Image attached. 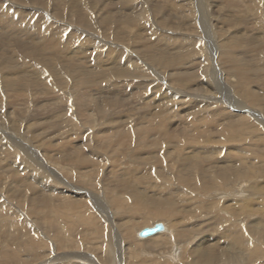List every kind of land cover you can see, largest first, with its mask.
<instances>
[{"label": "rangeland", "instance_id": "1", "mask_svg": "<svg viewBox=\"0 0 264 264\" xmlns=\"http://www.w3.org/2000/svg\"><path fill=\"white\" fill-rule=\"evenodd\" d=\"M179 1L180 0H16V3L13 4V0H0V10H5L3 14L5 16L9 14L12 16L16 15L20 20L18 26L16 22L11 21L10 16H6L4 19L8 20L14 27L6 28L0 26V68H2L0 69V81H3L2 83L0 82V143H2L0 144V210L2 211H0V264H18V262L19 264H23L24 262V264H75L77 262V264H199L200 261L197 255L202 251L208 252L210 250L211 253L213 252V254H217L216 256L220 258L219 260H223L220 261L219 264H243L244 261H246L244 264H264V0ZM22 2L25 4L27 2L28 4L25 5ZM40 6H42V8ZM192 9H194V11H192ZM20 10L24 13L21 14ZM39 10H43L42 13L44 15L33 14ZM44 10L49 12L52 18L49 17ZM185 11H188L189 13ZM63 13L65 15H63ZM124 13L126 16H124ZM41 18H43V20H41ZM44 18L48 19L45 21ZM59 18H62L63 20H60ZM66 19H69V21ZM155 19L160 23H155L157 22ZM38 20L41 21L42 27L40 29L41 31L38 32L39 34L33 33L29 37L24 36L21 32L23 27H26L28 24L32 26L34 25L32 23L36 24ZM137 22H139V25ZM63 23L69 25H64ZM88 30H91L93 34ZM119 30L122 31L120 32ZM158 30L160 33H157ZM151 34L152 36H150ZM37 35H40V37ZM168 35H171V37ZM89 36L90 38H88ZM236 36L239 38H235ZM99 37H101L102 40ZM150 38L153 39L151 40ZM172 40H178L179 42H173ZM49 41L50 43H53L50 44ZM80 41L84 44L80 43ZM199 41L202 43L200 44ZM133 44L136 46H133ZM197 44L199 45L197 46ZM131 46L133 47V52L131 51ZM102 47H104V49ZM95 48L96 50H94ZM185 49L187 51H185ZM140 50L142 52L139 53ZM195 51L197 53H195ZM167 52L171 53L168 54ZM226 52H229L230 54ZM160 53H162L161 55L163 57ZM202 54L205 57L202 56ZM167 55L170 56L167 57ZM156 56H159V59ZM194 58H196V60H194ZM144 60L146 61L144 62ZM168 60L171 61L169 62ZM177 60L179 61L177 62ZM123 61L125 64L122 63ZM176 62L177 64H175ZM159 63L161 66L158 65ZM123 64L125 68H123ZM135 64L138 66L134 67ZM129 66L131 69L128 68ZM170 66L172 67L170 68ZM39 68L41 69L39 70ZM3 70L4 72H2ZM128 70L129 72H127ZM167 70L169 75H173V73L175 75L178 73V75L176 74L177 76L175 75L177 78L172 76L168 77ZM5 72L6 76H4ZM128 74L131 76H128ZM221 75H223V77ZM229 75L230 77H227ZM187 77L189 79H187ZM193 78L197 79L193 80ZM49 79L51 80V83H49ZM175 79H178V81ZM187 80H190V82L188 83ZM4 81L7 82V84ZM65 81L67 82L65 83ZM186 82L187 84H185ZM242 83L247 85L243 84V86ZM11 84L14 91L11 89ZM206 84H208V86ZM55 85L57 87H54ZM185 85L187 88H185ZM171 88H173V90ZM181 88H183L184 91L183 89L181 91ZM207 89L209 90L207 91ZM246 90L249 92H246ZM250 90L253 92H250ZM181 92L186 93L185 96L183 94V98L181 97ZM165 100L167 101V104H164L166 103ZM210 100L213 101L214 104L219 105H212L213 103L210 102ZM204 103H209L210 105H205ZM164 105L165 108L163 107ZM167 105H169V107H166ZM13 106H16V113ZM18 107H20V112L21 110H24L23 114L25 116L21 115L22 112H19L18 114ZM119 107H123V109H119ZM74 109L77 110V112ZM190 109H193L194 111ZM237 109L241 111L239 112ZM117 110L118 112H121L117 113ZM203 110L208 111V113ZM226 110L227 112H225ZM27 111L29 112L27 113ZM213 111H215L216 114L218 113V116L213 113ZM71 112L73 115L69 114ZM111 114H113V116ZM201 114L203 115L201 116ZM18 115L21 116L19 117ZM12 116H14L13 119ZM139 116L141 118H139ZM78 118L80 120H78ZM212 118L213 120H211ZM50 119L52 120L50 121ZM47 120L50 121V125L47 123ZM20 121L22 122V125ZM223 121L226 126L223 125ZM46 123L49 125V128L45 125ZM29 124L33 125V127H30ZM221 126H223V128ZM240 126L241 128H239ZM90 127L91 129H94L91 130ZM225 127H227L228 131ZM28 128L30 129L28 130ZM24 130L28 132H25ZM17 131L18 133L16 134ZM100 131H102L103 134ZM23 133H28L30 136L28 134L25 136ZM94 133H97L98 135H95ZM244 133L246 136L248 135L247 137H251L247 138ZM142 134L143 136H141ZM145 136L147 138H145ZM1 137H5L3 138L4 140ZM7 137L9 139H7ZM144 138L147 141H145ZM8 140L9 142H7ZM168 141L170 142L168 143ZM13 144L15 145L13 146ZM13 147L14 149H12ZM203 151H205V153ZM8 152L11 153L9 154ZM146 154L148 156H146ZM230 154L232 157L228 156ZM18 160L20 161L19 163ZM49 161L51 163L50 166ZM84 162L86 163V166ZM219 163L221 165H219ZM213 164L215 166H213ZM91 165H93V167ZM38 167L41 170H39ZM131 167L133 168V172L131 171ZM128 169L130 170L128 171ZM156 169L158 170L156 171ZM232 171L234 172L231 175ZM147 173L153 174L148 175ZM56 175H58V178ZM86 176L88 178H86ZM124 176L127 178H124ZM213 176H215V178ZM43 178L49 180L47 185L45 183V185L42 184ZM54 179L56 180L54 181ZM125 181L127 182L125 183ZM116 183L118 184L116 185ZM130 183H132V186ZM51 184L53 190H49L47 187H50ZM221 185L222 187L223 185L225 187L222 189ZM10 187L12 188L10 189ZM41 187H43V189ZM132 188H134L135 191ZM218 188H221L222 192L219 191ZM48 191L50 194H48ZM54 192L57 194L55 195ZM137 192H142L148 197H150L149 195L154 196L153 198L163 205H169L166 206L173 209L172 211L176 212L179 216L178 227L182 229V232L180 231V233L183 235V242H185V248L182 247L179 251V259L177 258V260H175L163 255V257L160 258L161 255L158 256L154 253L153 255L148 254L147 250L153 248L152 246L154 242L152 243V238L148 239L149 241H138V239L141 238L138 237L137 239L135 231L141 229V226L144 227L159 220L164 222H168V220L166 221L165 218L157 219L154 212H151V209L143 210L141 203H144L143 206L147 203L145 200L141 203L137 200L134 201ZM66 194L70 199L73 197L71 201L70 199L68 200ZM125 194L128 195L127 199H125ZM46 196L47 198L49 197V199H46ZM210 196L212 197L210 198ZM106 197L110 198V200ZM184 197L189 198L187 199ZM65 202H69L71 206L67 205ZM72 203H74V206ZM80 203L84 206H80ZM86 204L90 207H87ZM175 204L176 206H174ZM92 205L95 207L97 205V207L94 208ZM128 205L130 207H128ZM83 207L85 208L84 211ZM29 208L30 211H28ZM89 209L90 211H88ZM127 209H129V211ZM135 209L136 211L138 210L140 214L137 213ZM32 210H35L36 213ZM70 210H74L77 215L79 214V217L77 216V218L76 214H73L74 211L71 213L72 211L70 212ZM76 211L80 212L77 213ZM86 211L88 212L86 213ZM124 211H128L129 213H125ZM47 214L50 215L51 220ZM69 214H73L74 218L72 219V216L70 218ZM143 214H145V216ZM115 215L116 217H114ZM97 217L99 218L98 220ZM60 219L64 222L66 220L67 225L70 226L71 229L66 223H61L63 221ZM80 219L85 220L86 222L83 221L85 223H80ZM88 219H90V221L93 220V223L87 221ZM122 219L125 221L123 222ZM211 219L212 221H210ZM73 220L77 225L74 223L71 224ZM106 221L107 223H105ZM119 221H122V223H120L121 225H119ZM42 222L46 224H42ZM114 222H116V224ZM104 223L106 225H104ZM122 224H124V226ZM48 225H50V227ZM103 226H105V228ZM129 226L134 237H132L131 234L128 236L129 239H125L123 238L125 237L123 231ZM62 227H64L63 230ZM73 229L74 231L72 232L71 230ZM75 229L78 231L76 232ZM64 230L65 232H61ZM87 235L90 236L87 237ZM166 236L163 235L162 238H165ZM16 237L20 239V242H18L19 239ZM80 237L81 239H78ZM83 238L84 240H82ZM156 238L157 237L154 239ZM239 238L243 239V241L236 243L235 240ZM12 240L16 241L14 245H12ZM63 240H65L68 246L64 244L65 242ZM159 240L160 239L157 241ZM27 241H30L31 243L33 242L35 247L33 244L30 245L31 243ZM246 241L249 243L243 244V242ZM62 242L64 245H62ZM145 242L147 246L145 245ZM23 243H26L24 247L27 250H25L24 247V249L22 248ZM72 243L75 246H73ZM86 244L90 246L86 247ZM141 246L143 248H141ZM138 248H140V250H138ZM81 251H87V254L86 252L82 253ZM122 251H125L126 253L123 254ZM221 251H223V253ZM14 252H16V254ZM143 252L144 254H142ZM147 255H149V257L152 256L153 258L151 257V259L155 261H151ZM102 256L104 259L101 258ZM130 256H132V258ZM237 256H239V258ZM28 257L29 259H27ZM25 258L27 261H25ZM248 259L250 260L248 261ZM28 260H31L32 262Z\"/></svg>", "mask_w": 264, "mask_h": 264}, {"label": "bare ground", "instance_id": "2", "mask_svg": "<svg viewBox=\"0 0 264 264\" xmlns=\"http://www.w3.org/2000/svg\"><path fill=\"white\" fill-rule=\"evenodd\" d=\"M14 2H13V4L14 3H16V0H13ZM39 1V0H38ZM58 1V0H57ZM181 1V0H180ZM179 1V2H180ZM205 1V0H204ZM85 2V1H84ZM83 2V3H84ZM88 2V1H87ZM22 3H24V2H22ZM50 3V2H49ZM82 3V4H83ZM98 3V2H97ZM134 3V2H133ZM25 4V3H24ZM26 4H28L27 2H26ZM25 4V5H26ZM101 4V3H100ZM168 4V3H167ZM19 5H21V4H19ZM30 5V4H29ZM155 5V4H154ZM184 5V4H183ZM14 6V5H13ZM18 6V5H17ZM135 6V5H134ZM177 6V5H176ZM15 7V6H14ZM41 8H42V6H40ZM39 7V8H40ZM88 7V6H87ZM97 7V6H96ZM147 7H148V5H147ZM164 7V6H163ZM178 7V6H177ZM3 8V7H2ZM8 8V7H7ZM135 8V7H134ZM167 8V7H166ZM180 8H183V7H180ZM10 9V8H9ZM6 10H8V9H6ZM33 10V9H32ZM35 10V9H34ZM36 10H38V9H36ZM62 10V9H61ZM130 10V9H129ZM145 10V9H144ZM5 10L3 9V10H0V26H4V27H6V28H8V27H14L12 24H10L9 23V21L8 20H6V19H4L6 16H10V19H11V21L12 22H16L17 23V25L18 24H20V20H19V18L16 16V15H14V16H12L11 14H9V15H4L3 14V12H4ZM25 11V10H24ZM28 11V10H27ZM42 11L43 10H39V11H36L35 13H33V14H41V15H44L43 13H42ZM143 11V10H142ZM191 11V10H190ZM192 11H194V9H192ZM262 11V10H261ZM14 12V11H13ZM26 12V11H25ZM34 12V11H33ZM44 12L45 13H47V15H49V17H51L52 18V16L50 15V13L49 12H47V11H45L44 10ZM91 12V11H90ZM93 12V11H92ZM103 12H104V10H103ZM130 12H132V11H130ZM138 12V11H137ZM146 12V11H145ZM184 12V11H183ZM185 12H187V13H189L188 11H185ZM15 13V12H14ZM20 13L22 14V13H24V12H22V10H20ZM55 13V12H54ZM181 13V12H180ZM261 13V12H260ZM94 14V13H93ZM100 14V13H99ZM104 14V13H103ZM130 14V13H129ZM138 14V13H137ZM183 14V13H182ZM203 14V13H202ZM254 14V13H253ZM20 15V14H19ZM63 15H65L64 13H63ZM101 15V14H100ZM106 15H109V14H106ZM142 15V14H141ZM184 15V14H183ZM30 16V15H29ZM87 16H89V15H87ZM124 16H126L125 15V13H124ZM20 17V16H19ZM39 17V16H38ZM64 17V16H63ZM103 17V16H102ZM115 17V16H114ZM132 17V16H131ZM130 17V18H131ZM145 17V16H144ZM192 17V16H191ZM146 18V17H145ZM190 18V17H189ZM21 19V18H20ZM45 19V21L48 19V18H44ZM55 19V18H54ZM53 19V20H54ZM60 19V18H59ZM62 19V18H61ZM60 19V20H61ZM90 19H91V17H90ZM95 19V18H94ZM104 19H105V17H104ZM111 19V18H110ZM136 19H138V18H136ZM41 20H43V18H41ZM63 20V19H62ZM66 20H68L69 21V19H66ZM206 20V19H205ZM23 21H25V20H23ZM92 21V20H91ZM130 21V20H129ZM133 21V20H132ZM143 21V20H142ZM148 21H150V20H148ZM155 21H157V22H155V23H158L159 21L158 20H156L155 19ZM189 21V20H188ZM36 22V21H35ZM66 22V21H65ZM123 22V21H122ZM131 22V21H130ZM152 22H154V21H152ZM190 22V21H189ZM189 22H188V24H189ZM193 22V21H192ZM46 23V22H45ZM44 23V24H45ZM145 23V22H144ZM160 23V22H159ZM210 23V22H209ZM27 24V23H26ZM32 24H34V25H27L26 27H23V29L21 30V32L24 34V36H30V35H32L33 33H38L39 31H41L40 29L42 28L41 27V21L40 20H38L37 21V23L35 24V23H32ZM43 24V25H44ZM49 24V23H48ZM64 24V23H63ZM90 24V23H89ZM136 24V23H135ZM137 24L139 25V22H137ZM153 24V23H152ZM194 24V23H193ZM22 25V24H21ZM64 25H69V24H64ZM81 25V24H80ZM158 25V24H157ZM160 25V24H159ZM185 25V24H184ZM195 25V24H194ZM19 26V25H18ZM46 26V25H45ZM56 26V25H55ZM60 26V25H59ZM123 26V25H122ZM121 26V27H122ZM148 26H150V25H148ZM161 26V25H160ZM165 26H166V24H165ZM207 26V25H206ZM21 27V26H20ZM50 27H51V25H50ZM54 27V26H53ZM52 27V28H53ZM194 27V26H193ZM262 27V26H261ZM61 28V27H60ZM66 28V27H65ZM70 28H71V26H70ZM123 28V27H122ZM155 28V27H154ZM163 28V27H162ZM172 28V27H171ZM58 29V28H57ZM64 29V28H63ZM109 29V28H108ZM161 29V28H160ZM166 29V28H165ZM191 29V28H190ZM202 29V28H201ZM4 30V29H3ZM46 30V29H45ZM51 30V29H50ZM60 30V29H59ZM66 30V29H65ZM76 30V29H75ZM80 30V29H79ZM83 30V29H82ZM170 30V29H169ZM173 30V29H172ZM203 30V29H202ZM56 32H58L57 30H55ZM64 31V30H63ZM89 31V30H88ZM112 31V30H111ZM117 31V30H116ZM120 31V30H119ZM119 31H118V33H119ZM122 31V30H121ZM120 31V32H121ZM128 31V30H127ZM151 31H152V29H151ZM150 31V32H151ZM161 31H163V30H161ZM182 31V30H181ZM190 31V30H189ZM188 31V32H189ZM192 31V30H191ZM208 31V30H207ZM11 32H12V30H11ZM20 32V33H21ZM52 32V31H51ZM81 32H83V31H81ZM85 32V31H84ZM89 32H91V30L89 31ZM88 32V33H89ZM106 32H107V30H106ZM125 32V31H124ZM156 32V31H155ZM171 32V31H170ZM202 32V31H201ZM260 32V31H259ZM55 33V32H54ZM85 33H87V32H85ZM92 33V32H91ZM90 33V34H91ZM116 33V32H115ZM152 33V32H151ZM157 33H160V31L158 30V32ZM192 33V32H191ZM209 33V32H208ZM262 33V32H261ZM39 34V33H38ZM41 34V33H40ZM58 34V33H57ZM71 34V33H70ZM73 34V33H72ZM93 34V33H92ZM91 34V35H92ZM153 34V33H152ZM152 34L150 35V36H152ZM167 34V33H166ZM187 34H189V33H187ZM200 34V33H199ZM213 34V33H212ZM260 34V33H259ZM263 34V33H262ZM42 35V34H41ZM47 35V34H46ZM46 35H43V36H46ZM90 35V36H91ZM105 35V34H104ZM156 35V34H155ZM154 35V36H155ZM164 35H165V33H164ZM164 35H163V38H164ZM173 35V34H172ZM37 36H39L40 37V35H37ZM73 36V35H72ZM86 36V35H85ZM90 36L88 37V38H90ZM118 36V35H117ZM127 36H129V35H127ZM153 36V37H154ZM161 36V35H160ZM159 36V37H160ZM167 36V35H166ZM169 36V35H168ZM177 36V35H176ZM179 36V35H178ZM70 37V36H69ZM98 37V36H97ZM102 37V36H101ZM101 37H99L101 40H102V38ZM105 37H106V35H105ZM156 37V36H155ZM169 37H171V35L169 36ZM169 37H168V39H169ZM181 37V36H180ZM183 37V36H182ZM238 36H236L235 38H237ZM95 38V37H94ZM196 38V37H195ZM210 38V37H209ZM208 38V39H209ZM239 38V37H238ZM241 38V37H240ZM37 39V38H36ZM45 39V38H44ZM74 39V38H73ZM79 39V38H78ZM96 39V38H95ZM94 39V40H95ZM134 39H135V37H134ZM137 39V38H136ZM151 39V38H150ZM153 39V38H152ZM151 39V40H152ZM166 39H167V37H166ZM176 39H178V38H176ZM189 39V38H188ZM214 39V38H213ZM46 40V39H45ZM48 40V39H47ZM56 40V39H55ZM60 40V39H59ZM82 40V39H81ZM133 40V39H132ZM159 40V39H158ZM200 40V39H199ZM231 40V39H230ZM236 40V39H235ZM103 41H104V39H103ZM113 41V40H112ZM111 41V42H112ZM171 41V40H170ZM173 42H175L176 40H172ZM178 41V40H177ZM176 41V42H177ZM180 41H182V40H180ZM184 41V40H183ZM187 41H189V40H187ZM203 41V40H202ZM222 41V40H221ZM237 41V40H236ZM52 42V41H51ZM64 42V41H63ZM67 42V41H66ZM95 42V41H94ZM96 42H98V41H96ZM101 42V41H100ZM106 42V41H105ZM117 42V41H116ZM128 42V41H127ZM134 42H135V40H134ZM137 42V41H136ZM160 42V41H159ZM161 42H162V40H161ZM179 42V41H178ZM190 42V41H189ZM195 42V41H194ZM200 42V41H199ZM198 42V43H199ZM226 42V41H225ZM224 42V43H225ZM227 42H228V40H227ZM226 42V43H227ZM48 43V42H47ZM49 43H50V41H49ZM53 43V42H52ZM52 43H50V44H52ZM61 43H62V41H61ZM79 43V42H78ZM80 43H82L81 41H80ZM138 43V42H137ZM187 43V42H186ZM202 42H200V44H201ZM240 43V42H239ZM7 44V43H6ZM55 44V43H54ZM64 44V43H63ZM72 44V43H71ZM82 44H84V43H82ZM96 44V43H95ZM100 44V43H99ZM167 44V43H166ZM175 44V43H174ZM179 44V43H178ZM68 45H70V44H68ZM76 45V44H75ZM80 45V44H79ZM120 45V44H119ZM127 45V44H126ZM132 45V44H131ZM177 45V44H176ZM187 45H189V44H187ZM199 44H197V46H198ZM209 45V44H208ZM214 45V44H213ZM216 45V44H215ZM226 45V44H225ZM229 45H231V44H229ZM51 46V45H50ZM53 46V45H52ZM133 46H136V45H134L133 44ZM181 46V45H180ZM180 46H178V47H180ZM202 46V45H201ZM205 46H207V45H205ZM223 46V45H222ZM228 46V45H227ZM62 47V46H61ZM71 47V46H70ZM98 47V46H97ZM96 47V48H97ZM132 47V46H131ZM140 47H142V46H140ZM152 47V46H151ZM175 47V46H174ZM177 47V48H178ZM184 47H185V45H184ZM203 47H204V45H203ZM229 47V46H228ZM235 47V46H234ZM53 48V47H52ZM55 48V47H54ZM75 48H77V47H75ZM96 48L94 49V50H96ZM103 49H104V47H102ZM130 48V47H129ZM135 48H137V47H135ZM144 48V47H143ZM168 48V47H167ZM173 48V47H172ZM191 48V47H190ZM207 48V47H206ZM50 49V48H49ZM58 49H59V47H58ZM64 49V48H63ZM79 49V48H78ZM98 49V48H97ZM128 49V48H127ZM142 49V48H141ZM145 49V48H144ZM143 49V50H144ZM169 49H171V48H169ZM189 49V48H188ZM211 49V48H210ZM74 50V49H73ZM85 50V49H84ZM99 50V49H98ZM182 50V49H181ZM228 50V49H227ZM233 50V49H232ZM56 51V50H55ZM61 51V50H60ZM64 51V50H63ZM76 51V50H75ZM100 51V50H99ZM98 51V52H99ZM117 51V50H116ZM132 52H133V47H132V50H131ZM136 51V50H135ZM134 51V52H135ZM167 51H168V49H167ZM179 51H180V49H179ZM185 51H187L186 49H185ZM217 51V50H216ZM260 51V50H259ZM70 52V51H69ZM97 52V51H96ZM124 52V51H123ZM138 52V51H137ZM140 52H142L141 50L139 51V53ZM189 52V51H188ZM194 52V51H193ZM212 52H213V50H212ZM80 53H81V51H80ZM84 53V52H83ZM94 53V52H93ZM119 53V52H118ZM136 53V52H135ZM134 53V54H135ZM166 53V52H165ZM168 53V52H167ZM169 53H171V52H169ZM168 53V54H169ZM180 53V52H179ZM182 53H183V51H182ZM187 53V52H186ZM195 53H197L196 51H195ZM220 53V52H219ZM226 53H229V52H226ZM75 54V53H74ZM133 54V53H132ZM162 53H160V55H161ZM178 54V53H177ZM230 54V53H229ZM99 55V54H98ZM121 55H122V53H121ZM188 55V54H187ZM195 55H197V54H195ZM199 55V54H198ZM219 55V54H218ZM72 56V55H71ZM76 56V55H75ZM78 56V55H77ZM154 56V55H153ZM162 56V55H161ZM161 56H160V58H161ZM168 56H170V55H167V57ZM189 56V55H188ZM202 56H204L203 54H202ZM210 56V55H209ZM64 57H65V54H64ZM124 57V56H123ZM131 57V56H130ZM157 58L159 57V56H156ZM163 57V56H162ZM174 57V56H173ZM205 57V56H204ZM79 58H80V56H79ZM78 58V59H79ZM99 58V57H98ZM151 58H152V56H151ZM156 58V59H157ZM165 58V57H164ZM163 58V59H164ZM203 58V57H202ZM230 58H231V56H230ZM236 58V57H235ZM238 58V57H237ZM1 59V58H0ZM3 59V58H2ZM159 59V58H158ZM168 59V58H167ZM172 59V58H171ZM192 59V58H191ZM206 59H208V58H206ZM88 60V59H87ZM153 60H155V59H153ZM194 60H196V58H194ZM213 60V59H212ZM222 60H223V58H222ZM143 61V60H142ZM146 60H144V62H145ZM149 61V60H148ZM156 61V60H155ZM154 61V62H155ZM164 61H165V59H164ZM169 61V60H168ZM171 61V60H170ZM169 61V62H170ZM173 61V60H172ZM179 60H177V62H178ZM185 61V60H184ZM199 61V60H198ZM237 61V60H236ZM55 62V61H54ZM81 62H83V61H81ZM91 62V61H90ZM135 62V61H134ZM150 62V61H149ZM174 62V61H173ZM177 62L175 63V64H177ZM215 62V61H214ZM58 63V62H57ZM93 63V62H92ZM97 63H98V61H97ZM101 63H103V62H101ZM122 63H124L125 64V62L123 61ZM133 63V62H132ZM138 63V62H137ZM136 63V64H137ZM143 63V62H142ZM148 63V62H147ZM157 63V62H156ZM166 63V62H165ZM43 64V63H42ZM88 64H89V62H88ZM124 64H123V66H124ZM135 64V66L134 67H136V66H138V65H136ZM150 64V63H149ZM148 64V65H149ZM173 64V63H172ZM191 64V63H190ZM216 64V63H215ZM128 65H131V64H128ZM140 65V64H139ZM145 65H146V63H145ZM154 65V64H153ZM157 65V64H156ZM155 65V66H156ZM158 65H160V63L158 64ZM179 65V64H178ZM189 65V64H188ZM202 65V64H201ZM122 66V65H121ZM133 66V65H132ZM161 66V65H160ZM173 66V65H172ZM172 66H170V68L172 67ZM48 67V66H47ZM120 67V66H119ZM118 67V68H119ZM140 67V66H139ZM152 67V66H151ZM165 67H166V65H165ZM177 67V66H176ZM197 67V66H196ZM199 67H200V65H199ZM205 67V66H204ZM238 67V66H237ZM123 68H125V66L123 67ZM129 69H131L130 68V66L128 67ZM133 68V67H132ZM158 68H159V66H158ZM161 68V67H160ZM169 68V67H168ZM169 68V69H170ZM187 68V67H186ZM198 68V67H197ZM0 69H2V68H0ZM41 68H39V70H40ZM44 69H47V68H44ZM157 69V68H156ZM163 69V68H162ZM167 69V68H166ZM65 70H67V69H65ZM124 70V69H123ZM159 70V69H158ZM171 70V69H170ZM193 70H196V69H193ZM171 71H173V70H171ZM218 71V70H217ZM242 71V70H241ZM2 72H4V70L2 71ZM64 72H67V71H64ZM127 72H129V70L127 71ZM162 72V71H161ZM166 72V71H165ZM167 72H168V70H167ZM228 72V71H227ZM189 73V72H188ZM193 73H194V71H193ZM120 74V73H119ZM119 74H117V75H119ZM132 74V73H131ZM168 74V77L169 76H172V77H174V78H177L176 76L178 75V73H176L175 75H174V73H173V75H169V72L167 73ZM181 74V73H180ZM184 74V73H183ZM226 74V73H225ZM3 75V74H2ZM116 75V76H117ZM212 75V74H211ZM238 75V74H237ZM4 76H6V72H5V75ZM42 76V75H41ZM115 76V77H116ZM119 76H121V75H119ZM128 76H131V75H129L128 74ZM166 76V75H165ZM186 76V75H185ZM190 76V75H189ZM188 76V77H189ZM200 76V75H199ZM209 76V75H208ZM213 76V75H212ZM222 77H223V75H221ZM242 76V75H241ZM134 77V76H133ZM178 77H180V76H178ZM182 77V76H181ZM187 77V79H189ZM193 77V76H192ZM198 77V76H197ZM227 77H230V75L229 76H227ZM131 78V77H130ZM171 78V77H170ZM191 78V77H190ZM201 78V77H200ZM225 78V77H224ZM223 78V79H224ZM236 78V77H235ZM245 78H247V77H245ZM69 79V78H68ZM116 79V78H115ZM179 79V78H178ZM178 79H175L176 81H178ZM180 79H183V78H180ZM192 79V78H191ZM190 79V80H191ZM197 79V78H196ZM196 79H194L193 78V80H196ZM223 79H221V80H223ZM230 79V78H229ZM7 80V79H6ZM50 80V79H49ZM104 80V79H103ZM155 80V79H154ZM165 80V79H164ZM171 80H172V78H171ZM190 80H187L188 81V83L190 82ZM192 80V81H193ZM238 80V79H237ZM10 81V80H9ZM8 81V82H9ZM41 81V80H40ZM113 81V80H112ZM116 81V80H115ZM120 81V80H119ZM152 81V80H151ZM174 81V80H173ZM184 81V80H183ZM185 81H186V79H185ZM191 81V82H192ZM225 81H227V80H225ZM1 83L3 82V81H0ZM5 82V81H4ZM67 81H65V83H66ZM106 82V81H105ZM110 82V81H109ZM108 82V83H109ZM117 82V81H116ZM155 82V81H154ZM208 82V81H207ZM230 82V81H229ZM232 82V81H231ZM246 82V81H245ZM6 84H7V82H5ZM49 83H51V80H50V82ZM55 83V82H54ZM107 83V82H106ZM105 83V84H106ZM174 83L176 84V82L174 81ZM184 83V82H183ZM247 83V82H246ZM13 84V83H12ZM12 84H11V86H12ZM45 84H47V83H45ZM63 84V83H62ZM101 84H102V82H101ZM111 84H112V82H111ZM120 84V83H119ZM185 84H187V82L185 83ZM194 84V83H193ZM200 84V83H199ZM203 84H204V82H203ZM234 84H235V82H234ZM243 84H245V83H242V85ZM1 85V84H0ZM4 85V84H3ZM8 85H9V83H8ZM52 85V84H51ZM108 85V84H107ZM191 85V84H190ZM201 85V84H200ZM199 85V86H200ZM207 86H208V84H206ZM241 85V84H240ZM245 85H247V84H245ZM6 86V85H5ZM4 86V87H5ZM46 86V85H45ZM53 86V85H52ZM62 86V85H61ZM167 86V85H166ZM182 86V85H181ZM186 86V85H185ZM192 86V85H191ZM235 86V85H234ZM237 86V85H236ZM244 86V85H243ZM50 87V86H49ZM54 87H57L56 85L54 86ZM106 87V86H105ZM184 87V86H183ZM189 87V86H188ZM203 87V86H202ZM206 87V86H205ZM239 87V86H238ZM9 88V87H8ZM53 88V87H52ZM111 88H114V87H111ZM185 88H187V86L185 87ZM191 88V87H190ZM222 88V87H221ZM245 88H248V87H245ZM7 89V88H6ZM10 89V88H9ZM12 90H13V86H12V88H11ZM108 89V88H107ZM172 90H173V88H171ZM176 89V88H175ZM182 89L183 88H181V91H182ZM209 89H207V91H208ZM220 90V89H219ZM247 90H249V89H247ZM246 90V92H249V91H247ZM14 91V90H13ZM23 91V90H22ZM176 91V90H175ZM183 91H184V89H183ZM187 91L189 92V90L187 89ZM206 91V92H207ZM7 92V91H6ZM24 92V91H23ZM171 92V91H170ZM195 92V91H194ZM236 92V91H235ZM250 92H253V91H251L250 90ZM1 93V92H0ZM148 93V92H147ZM157 93V92H156ZM172 93H173V91H172ZM182 93V92H181ZM191 93V92H190ZM230 93V92H229ZM63 94V93H62ZM83 94H86V93H83ZM165 94V93H164ZM178 94H179V91H178ZM183 94H184V96H185V94L186 93H182V95H181V97L183 96ZM197 94V93H196ZM205 94V93H204ZM224 94H226V93H224ZM237 94H240V93H237ZM17 95V94H16ZM28 95V94H27ZM157 95V94H156ZM162 95V94H161ZM168 95V94H167ZM175 95V94H174ZM176 95H177V92H176ZM207 95V94H206ZM246 95V94H245ZM62 96V95H61ZM179 96H180V94H179ZM178 96V97H179ZM193 96V95H192ZM212 96V95H211ZM214 96V95H213ZM242 96H243V93H242ZM152 97V96H151ZM172 98H174L173 96H171ZM177 97V98H178ZM180 97V98H181ZM189 97V96H188ZM25 98V97H24ZM164 98H165V96H164ZM183 98V97H182ZM187 98V97H186ZM192 98V97H191ZM201 98V97H200ZM211 98V97H210ZM215 98V97H214ZM22 99V98H21ZM64 99H65V97H64ZM68 99V98H67ZM163 99V98H162ZM179 99V98H178ZM193 99V98H192ZM204 99V98H203ZM202 99V100H203ZM18 100V99H17ZM26 100V99H25ZM58 100V99H57ZM186 100H188V99H186ZM226 100V99H225ZM68 101V100H67ZM70 101V100H69ZM166 101V100H165ZM176 101V100H175ZM196 101V100H195ZM219 101V100H218ZM228 101V100H227ZM162 102H163V100H162ZM199 102V101H198ZM208 102V101H207ZM210 102H212L213 104L212 105H219V104H214V102L213 101H211L210 100ZM57 103H58V101H57ZM67 103V102H66ZM149 103V102H148ZM169 103V102H168ZM123 104V103H122ZM157 104V103H156ZM164 104H167V101H166V103H164ZM194 104H195V102H194ZM199 104V103H198ZM205 104V103H204ZM206 104H209V103H206ZM205 104V105H206ZM221 104V103H220ZM19 105V104H18ZM22 105V104H21ZM152 105V104H151ZM158 105H159V103H158ZM163 105V104H162ZM173 105V104H172ZM200 105V104H199ZM210 105V104H209ZM208 105V106H209ZM211 105V106H212ZM238 105V104H237ZM236 105V106H237ZM12 106V105H11ZM222 106V105H221ZM247 106V105H246ZM14 107V106H13ZM16 107V106H15ZM15 107H14V110H15ZM155 107V106H154ZM164 108H165V105L163 106ZM166 107H169V105H167ZM171 107V106H170ZM210 107V106H209ZM4 108V107H3ZM19 109H18V114H19V110H20V107H18ZM73 108V107H72ZM81 108V107H80ZM193 108V107H192ZM196 108V107H195ZM201 108V107H200ZM200 108H199V110H200ZM206 108H207V106H206ZM243 108V107H242ZM241 108V109H242ZM24 109V108H23ZM91 109H93V108H91ZM104 109V108H103ZM118 109V108H117ZM119 109H123V107L122 108H120L119 107ZM196 109H198V108H196ZM215 109V108H214ZM220 109V108H219ZM225 109V108H224ZM238 109H240V108H238ZM237 109V110H238ZM250 109V108H249ZM5 110V109H4ZM75 110V109H74ZM190 110H193V109H190ZM211 110V109H210ZM209 110V111H210ZM222 110V109H221ZM220 110V111H221ZM237 110H234V111H237ZM25 111H26V108H25ZM76 112H77V110H75ZM104 111V110H103ZM112 111V110H111ZM158 111V110H157ZM160 111V110H159ZM194 111V110H193ZM203 111H205V110H203ZM217 111V110H216ZM239 111V110H238ZM241 111V110H240ZM239 111V112H240ZM17 111L15 110V113H16ZM22 112V113H21ZM21 115H23V116H25L24 114H23V112H24V110L22 111L21 110ZM29 111H27V113H28ZM80 112V111H79ZM90 112V111H89ZM119 112H121V111H119ZM118 112V110H117V113H119ZM205 112H207L208 113V111H205ZM211 112V111H210ZM224 112V111H223ZM225 112H227V110L225 111ZM5 113V112H4ZM26 113V112H25ZM96 113V112H95ZM163 113H164V111H163ZM200 113H201V110H200ZM204 113V112H203ZM212 113V112H211ZM210 113V114H211ZM213 113H215V111H213ZM242 113V112H241ZM253 113H255V112H253ZM13 114V113H12ZM31 114V113H30ZM69 114H72V112L71 113H69ZM75 114V113H74ZM88 114V113H87ZM86 114V115H87ZM90 114V113H89ZM124 114V113H123ZM162 114V113H161ZM216 114V113H215ZM218 114V113H217ZM216 114V115H217ZM20 115V116H21ZM31 115H33V114H31ZM73 115V114H72ZM78 115V114H77ZM107 115V114H106ZM105 115V116H106ZM112 116H113V114H111ZM117 115V114H116ZM128 115H130V114H128ZM132 115H135V114H132ZM190 115V114H189ZM193 115V114H192ZM196 115H197V113H196ZM203 114H201V116H202ZM223 115V114H222ZM242 115V114H241ZM19 116V115H18ZM17 116V117H18ZM19 116V117H20ZM63 116V115H62ZM89 116V115H88ZM91 116V115H90ZM103 116V115H102ZM118 116H119V114H118ZM215 116V115H214ZM218 116V115H217ZM219 116H220V114H219ZM238 116V115H237ZM236 116V117H237ZM243 116V115H242ZM248 116H249V114H248ZM247 116V117H248ZM261 116V115H260ZM262 116H263V114H262ZM13 117L14 116H12V119H13ZM16 117V116H15ZM27 117V116H26ZM30 117V116H29ZM71 117V116H70ZM74 117V116H73ZM79 117V116H78ZM109 117V116H108ZM116 117V116H115ZM186 117V116H185ZM194 117H195V115H194ZM198 117H199V115H198ZM224 117V116H223ZM231 117V116H230ZM229 117V118H230ZM247 117H246V119H247ZM264 117V116H263ZM28 118V117H27ZM34 118V117H33ZM61 118V117H60ZM80 118V117H79ZM78 118V120H80ZM83 118V117H82ZM111 118H113V117H111ZM139 118H141L140 116H139ZM204 118V117H203ZM209 118H210V115H209ZM209 118H208V120H209ZM217 118V117H216ZM226 118V117H225ZM250 118V117H249ZM254 118H256V117H254ZM11 119V118H10ZM9 119V120H10ZM17 119V118H16ZM21 119V118H20ZM26 119V118H25ZM30 119V118H29ZM63 119V118H62ZM68 119V118H67ZM71 119V118H70ZM105 119V118H104ZM114 119V118H113ZM194 119V118H193ZM224 119V118H223ZM227 119V118H226ZM235 119V118H234ZM242 119V118H241ZM258 119V118H257ZM5 120V119H4ZM3 120V121H4ZM24 120V119H23ZM32 120V119H31ZM52 119H50V121H51ZM55 120V119H54ZM71 120H73V119H71ZM202 120V119H201ZM211 120H213V118L211 119ZM215 120V119H214ZM218 120V119H217ZM221 120V119H220ZM249 120V119H248ZM13 121V120H12ZM11 121V122H12ZM15 121V120H14ZM21 121H22V119H21ZM20 121V123H21V125H22V122ZM25 121V120H24ZM29 121V120H28ZM50 121H48L47 120V123H49V125H50ZM77 121V120H76ZM75 121V122H76ZM196 121V120H195ZM200 121V120H199ZM225 121V120H224ZM224 121H223V125H224ZM236 121H238V120H236ZM257 121V120H256ZM261 121V120H260ZM264 121V120H263ZM79 122V121H78ZM77 122V123H78ZM111 122H112V120H111ZM114 122V121H113ZM202 122H204V121H202ZM218 122V121H217ZM240 122V121H239ZM250 122V121H249ZM13 123V122H12ZM17 123H19V122H17ZM43 123V122H42ZM41 123V124H42ZM45 124V125H47V127L49 128V125L48 124ZM77 123H76V125H77ZM129 123V122H128ZM195 123V122H194ZM197 123H198V121H197ZM199 123H201V122H199ZM219 123V122H218ZM222 123V122H221ZM23 124H25V123H23ZM80 124V123H79ZM78 124V125H79ZM84 124H86V123H84ZM91 124V123H90ZM92 124H93V122H92ZM140 124V123H139ZM204 124V123H203ZM30 125V124H29ZM68 125V124H67ZM81 125V124H80ZM79 125V126H80ZM95 125V124H94ZM138 125V124H137ZM198 125V124H197ZM16 126V125H15ZM33 127V125H30V127ZM41 126V125H40ZM84 126H86V125H84ZM89 126V125H88ZM118 126H120V125H118ZM132 126V125H131ZM139 126V125H138ZM183 126V125H182ZM224 126H226V125H224ZM12 127V126H11ZM17 127H19V126H17ZM22 127V126H21ZM52 127V126H51ZM73 127V126H72ZM97 127V126H96ZM114 127V126H113ZM140 127V126H139ZM194 127V126H193ZM220 127V126H219ZM222 128H223V126H221ZM247 127V126H246ZM1 128V127H0ZM47 128V129H48ZM59 128V127H58ZM144 128V127H143ZM142 128V129H143ZM199 128V127H198ZM226 129H227V127H225ZM229 128V127H228ZM239 128H241V126L239 127ZM3 129H5V128H3ZM18 129V128H17ZM17 129H15V130H17ZM30 128H28V130H29ZM32 129V128H31ZM65 129V128H64ZM70 129V128H69ZM81 129H85V128H81ZM88 129V128H87ZM90 129H91V127H90ZM92 129H94V128H92ZM91 129V130H92ZM114 129V128H113ZM120 129V128H119ZM126 129V128H125ZM12 130V129H11ZM22 130V129H21ZM26 130H27V127H26ZM58 130V129H57ZM74 130V129H73ZM89 130V129H88ZM88 130H86V131H88ZM111 130V129H110ZM206 130V129H205ZM6 131V130H5ZM25 131V130H24ZM31 131H33V130H31ZM37 131V130H36ZM59 131L61 132V130L59 129ZM71 131H72V129H71ZM83 131V130H82ZM103 131V130H102ZM102 131H100V132H102ZM116 131V130H115ZM127 131V130H126ZM196 131V130H195ZM198 131V130H197ZM200 131V130H199ZM227 131H228V129H227ZM238 131V130H237ZM3 132H4V130H3ZM7 132H8V129H7ZM15 132V131H14ZM25 132H28V131H25ZM45 132V131H44ZM43 132V133H44ZM67 132H68V130H67ZM93 132V131H92ZM97 132V131H96ZM119 132V131H118ZM123 132V131H122ZM128 132V131H127ZM226 132V131H225ZM224 132V133H225ZM18 133V131L16 132V134ZM42 133V134H43ZM85 133V132H84ZM106 133V132H105ZM144 133V132H143ZM150 133V132H149ZM193 133V132H192ZM4 134L6 135V133L4 132ZM10 134V133H9ZM19 134H20V131H19ZM18 134V135H19ZM22 134V133H21ZM23 134H25V136H27V134L26 133H23ZM73 134V133H72ZM81 134V133H80ZM85 134H87V133H85ZM84 134V135H85ZM95 135L97 134V133H94ZM102 134H103V132H102ZM118 134V133H117ZM121 134V133H120ZM125 134H127V133H125ZM130 134V133H129ZM223 134V133H222ZM226 134V133H225ZM236 134V133H235ZM245 134V133H244ZM250 134V133H249ZM15 135V134H14ZM29 135V134H28ZM60 135V134H59ZM74 135V134H73ZM98 135V134H97ZM144 135H146V134H144ZM243 135V134H242ZM2 136V135H1ZM10 136H11V134H10ZM30 136V135H29ZM32 136V135H31ZM64 136V135H63ZM141 136H143V134L141 135ZM245 136H246V134H245ZM248 136V135H247ZM246 136V137H247ZM250 136V135H249ZM8 137H9V135H8ZM7 137V139H9ZM60 137V136H59ZM99 137V136H98ZM109 137V136H108ZM119 137V136H118ZM128 137V136H127ZM185 137V136H184ZM202 137V136H201ZM251 137V136H250ZM250 137H247V138H250ZM2 139L3 138H5V137H1ZM25 138V137H24ZM63 138V137H62ZM140 138V137H139ZM145 138H147L146 136H145ZM145 138H144V140H145ZM194 139H196L195 137H193ZM200 138V137H199ZM260 138V137H259ZM13 139H15V138H13ZM59 139V138H58ZM112 139V138H111ZM116 139V138H115ZM130 139V138H129ZM190 139H192V138H190ZM198 139V138H197ZM203 139H206V138H203ZM232 139V138H231ZM4 140V139H3ZM22 140V139H21ZM91 140V139H90ZM106 140V139H105ZM169 140H172V139H169ZM13 141V140H12ZM113 141V140H112ZM136 141V140H135ZM145 141H147V140H145ZM174 141V140H173ZM201 141V140H200ZM239 141V140H238ZM7 142H9V140L7 141ZM14 142V141H13ZM21 142V141H20ZM153 142V141H152ZM170 141H168V143H169ZM175 142V141H174ZM173 142V143H174ZM194 142H196V141H194ZM198 142V141H197ZM242 142V141H241ZM4 143V142H3ZM15 143V142H14ZM19 143V142H18ZM17 143V144H18ZM113 143V142H112ZM121 143V142H120ZM145 143V142H144ZM192 143V142H191ZM227 143V142H226ZM0 144H2V143H0ZM10 144V143H9ZM46 144V143H45ZM123 144V143H122ZM131 144V143H130ZM143 144V143H142ZM147 144H148V142H147ZM146 144V145H147ZM152 144V143H151ZM164 144V143H163ZM190 144V143H189ZM206 144V143H205ZM8 145V144H7ZM15 144H13V146H14ZM117 145V144H116ZM116 145H115V147H116ZM120 145V144H119ZM138 145V144H137ZM153 145V144H152ZM203 145H204V143H203ZM202 145V146H203ZM12 146V145H11ZM71 146V145H70ZM75 146V145H74ZM121 146V145H120ZM122 146H124V145H122ZM144 146V145H143ZM150 146V145H149ZM181 146V145H180ZM183 146V145H182ZM18 147V146H17ZM20 147V146H19ZM106 147H108V146H106ZM141 147V146H140ZM145 147V146H144ZM185 147V146H184ZM8 148V147H7ZM64 148V147H63ZM105 148V147H104ZM135 148V147H134ZM133 148V149H134ZM183 148V147H182ZM193 148V147H192ZM10 149V148H9ZM12 149H14V147L12 148ZM19 149V148H18ZM141 149H142V147H141ZM140 149V150H141ZM145 149H146V147H145ZM180 149V148H179ZM186 149V148H185ZM184 149V150H185ZM241 149H242V147H241ZM244 149V148H243ZM3 150H4V147H3ZM21 150V149H20ZM106 150V149H105ZM135 150V149H134ZM154 150V149H153ZM198 150V149H197ZM7 151H9V150H7ZM6 151V152H7ZM11 151V150H10ZM38 151H39V149H38ZM63 151V150H62ZM107 151V150H106ZM122 151V150H121ZM206 151V150H205ZM205 151H203L204 153H205ZM216 151V150H215ZM244 151V150H243ZM246 151V150H245ZM3 152V151H2ZM5 152V153H6ZM90 152V151H89ZM126 152V151H125ZM129 152V151H128ZM192 152V151H191ZM191 152H189V153H191ZM214 152V151H213ZM4 153V152H3ZM9 153V152H8ZM11 153V152H10ZM9 153V154H10ZM83 153V152H82ZM142 153V152H141ZM207 153V152H206ZM232 153V152H231ZM243 153V152H242ZM48 154V153H47ZM47 154H45V155H47ZM123 154V153H122ZM154 154V153H153ZM172 154V153H171ZM197 154V153H196ZM195 154V155H196ZM208 154V153H207ZM213 154V153H212ZM241 154V153H240ZM50 155V154H49ZM91 155V154H90ZM113 155V154H112ZM139 155V154H138ZM194 155V156H195ZM6 156V155H5ZM7 156H9V155H7ZM145 156V155H144ZM146 156H148L147 154H146ZM200 156V155H199ZM206 156V155H205ZM217 156V155H216ZM228 156H231V154L230 155H228ZM235 156V155H234ZM244 156V155H243ZM2 157V156H1ZM120 157V156H119ZM131 157V156H130ZM164 157V156H163ZM168 157V156H167ZM172 157V156H171ZM204 157V156H203ZM202 157V158H203ZM207 157V156H206ZM205 157V158H206ZM232 157V156H231ZM8 158V157H7ZM6 158V159H7ZM50 158V157H49ZM110 158H111V156H110ZM115 158V157H114ZM175 158V157H174ZM194 158V157H193ZM195 158H197V157H195ZM199 158V157H198ZM214 158V157H213ZM5 159V160H6ZM88 159H92V158H88ZM95 159V158H94ZM93 159V160H94ZM122 159V158H121ZM157 159V158H156ZM178 159V158H177ZM201 159V158H200ZM229 159V158H228ZM16 160H17V158H16ZM31 160H32V158H31ZM36 160H38V159H36ZM50 160V159H49ZM128 160V159H127ZM172 160V159H171ZM175 160V159H174ZM179 160V159H178ZM185 160V159H184ZM212 160H215V159H212ZM211 160V161H212ZM217 160V159H216ZM231 160V159H230ZM233 160H235V159H233ZM245 160V159H244ZM26 161V160H25ZM33 161H34V159H33ZM32 161V162H33ZM94 161H96V160H94ZM122 161V160H121ZM180 161V160H179ZM204 161V160H203ZM20 161L18 160V163H19ZM28 162V161H27ZM87 162V161H86ZM157 162H159V161H157ZM185 162V161H184ZM228 162H231V161H228ZM240 162V161H239ZM29 163V162H28ZM170 163V162H169ZM176 163V162H175ZM216 163V162H215ZM238 163V162H237ZM16 164H17V162H16ZM22 164V163H21ZM48 164V163H47ZM50 161H49V166H50ZM84 164H85V166H86V163L84 162ZM91 164V163H90ZM177 164V163H176ZM184 164V163H183ZM194 164V163H193ZM211 164V163H210ZM27 165V164H26ZM34 165V164H33ZM124 165V164H123ZM133 165V164H132ZM135 165V164H134ZM157 165V164H156ZM192 165V164H191ZM218 165V164H217ZM219 165H221L220 163H219ZM11 166V165H10ZM17 166V165H16ZM36 166V165H35ZM37 166H39V165H37ZM47 166V165H46ZM92 167H93V165H91ZM159 166V165H158ZM205 166V165H204ZM211 166V165H210ZM213 166H215L214 164H213ZM6 167V166H5ZM25 167V166H24ZM79 167V166H78ZM134 167V166H133ZM153 167V166H152ZM178 167V166H177ZM218 167H220V166H218ZM231 167V166H230ZM7 168V167H6ZM9 168V167H8ZM28 168V167H27ZM88 168H89V166H88ZM97 168V167H96ZM132 168V167H131ZM147 168V167H146ZM154 168H155V166H154ZM176 168V167H175ZM195 168V167H194ZM224 168V167H223ZM222 168V169H223ZM19 169V168H18ZM25 169V168H24ZM38 169L39 170H41L39 167H38ZM160 169V168H159ZM162 169V168H161ZM177 169H179V168H177ZM185 169V168H184ZM202 169H203V167H202ZM208 169V168H207ZM224 169H226V168H224ZM19 170H21V169H19ZM18 170V171H19ZM38 170V171H39ZM80 170V169H79ZM84 170H86V169H84ZM130 169H128V171H129ZM133 170V168L131 169V171ZM135 170V169H134ZM137 170V169H136ZM158 169H156V171H157ZM163 170V169H162ZM180 170V169H179ZM228 170V169H227ZM229 170H231V169H229ZM26 171V170H25ZM34 171H36V170H34ZM146 171V170H145ZM148 171V170H147ZM204 171V170H203ZM11 172V171H10ZM28 172V171H27ZM33 172V171H32ZM49 172V171H48ZM133 172V171H132ZM173 172V171H172ZM179 172V171H178ZM200 172H201V170H200ZM230 172V171H229ZM233 172L234 171H232V173H231V175L233 174ZM14 173V172H13ZM36 173H38V172H36ZM129 173V172H128ZM189 173V172H188ZM214 173H215V171H214ZM39 174V173H38ZM51 174V173H50ZM49 174V175H50ZM93 174V173H92ZM96 174V173H95ZM98 174H99V172H98ZM102 174V173H101ZM145 174V173H144ZM148 175L149 174H153V173H147ZM196 174V173H195ZM210 174V173H209ZM218 174V173H217ZM237 174V173H236ZM11 175V174H10ZM30 175V174H29ZM85 175V174H84ZM83 175V176H84ZM87 175V174H86ZM88 175H90V174H88ZM125 175V174H124ZM127 175V174H126ZM133 175V174H132ZM178 175V174H177ZM203 175V174H202ZM207 175V174H206ZM27 176V175H26ZM48 176V175H47ZM58 175H56V177H57ZM81 176V175H80ZM92 176V175H91ZM100 176V175H99ZM98 176V177H99ZM102 176V175H101ZM128 176V175H127ZM166 176V175H165ZM189 176V175H188ZM191 176H193V175H191ZM195 176V175H194ZM41 177V176H40ZM54 177V176H53ZM79 177V176H78ZM94 177V176H93ZM114 177V176H113ZM126 176H124V178H125ZM130 177V176H129ZM167 177V176H166ZM214 178H215V176H213ZM217 177H218V175H217ZM21 178V177H20ZM58 178V177H57ZM86 178H88L87 176H86ZM97 178V177H96ZM121 178V177H120ZM127 178V177H126ZM149 178V177H148ZM169 178H170V176H169ZM174 178V177H173ZM190 178V177H189ZM203 178V177H202ZM238 178V177H237ZM239 178H240V174H239ZM4 179V178H3ZM24 179V178H23ZM36 179V178H35ZM82 179V178H81ZM100 179V178H99ZM116 179V178H115ZM132 179V178H131ZM187 179V178H186ZM193 179V178H192ZM40 180V179H39ZM56 179H54V181H55ZM59 180H61V179H59ZM92 180V179H91ZM102 180V179H101ZM114 180V179H113ZM199 180V179H198ZM204 180V179H203ZM241 180V179H240ZM10 181V180H9ZM49 180L47 179V178H43V183L42 184H46L47 185V182H48ZM128 181V180H127ZM127 181H125V183L127 182ZM129 181H130V178H129ZM134 181V180H133ZM136 181V180H135ZM139 181V180H138ZM155 181V180H154ZM194 181H195V179H194ZM210 181V180H209ZM242 181V180H241ZM66 182V181H65ZM116 182V181H115ZM114 182V183H115ZM178 182V181H177ZM213 182V181H212ZM19 183V182H18ZM58 183V182H57ZM59 183L61 184V182L59 181ZM101 183V182H100ZM138 183V182H137ZM136 183V184H137ZM141 183V182H140ZM193 183V182H192ZM191 183V184H192ZM195 183V182H194ZM197 183V182H196ZM44 184V185H45ZM71 184V183H70ZM98 184V183H97ZM118 183H116V185H117ZM123 184V183H122ZM129 184V183H128ZM131 184V186H132V183H130ZM135 184V185H136ZM212 184V183H211ZM216 184V183H215ZM228 184V183H227ZM43 185V186H44ZM101 185V184H100ZM197 185V184H196ZM217 185V184H216ZM247 185V184H246ZM60 186H62V185H60ZM66 186V185H65ZM64 186V187H65ZM73 186V185H72ZM127 186V185H126ZM125 186V187H126ZM131 186H130V188H131ZM138 186V185H137ZM151 186H153V185H151ZM198 186V185H197ZM225 186H226V184H225ZM224 185H223V187H225ZM248 186V185H247ZM48 187V189L49 190H53L51 187H52V184H51V186L49 187V186H47ZM92 187V186H91ZM104 187V186H103ZM221 187H222V185H221ZM223 187H222V189H223ZM8 188H9V186H8ZM12 187H10V189H11ZM42 189H43V187H41ZM73 188V187H72ZM90 188V187H89ZM98 188V187H97ZM117 188V187H116ZM127 188V187H126ZM229 188V187H228ZM45 189V188H44ZM61 189V188H60ZM59 189V190H60ZM65 189V188H64ZM91 189H93V188H91ZM132 189H134V188H132ZM131 189V190H132ZM139 189V188H138ZM155 189V188H154ZM217 189V188H216ZM219 189V188H218ZM222 189L220 188L219 189V191H221L222 192ZM225 189V188H224ZM74 190H79V189H74ZM96 190V189H95ZM104 190H105V188H104ZM104 190H102V191H104ZM130 190V191H131ZM153 190V189H152ZM15 191V190H14ZM66 191H68V190H66ZM100 191V190H99ZM134 191H135V189H134ZM176 191V190H175ZM225 191V190H224ZM228 191V190H227ZM13 192V191H12ZM47 192V191H46ZM74 192H76V191H74ZM92 192V191H91ZM101 192V191H100ZM143 192H147V191H143ZM155 192V191H154ZM171 192V191H170ZM182 192V191H181ZM45 193V192H44ZM62 193V192H61ZM93 193V192H92ZM105 193V192H104ZM123 193H125V192H123ZM224 193V192H223ZM47 194V193H46ZM45 194V195H46ZM48 194H50V192L48 191ZM54 194L56 195L57 193H55L54 192ZM59 194V193H58ZM85 194V193H84ZM103 194V193H102ZM131 194V193H130ZM168 194V193H167ZM174 194V193H173ZM172 194V195H173ZM180 194V193H179ZM226 194V193H225ZM19 195V194H18ZM53 195V194H52ZM88 195V194H87ZM91 195V194H90ZM96 195V194H95ZM100 195H101V193H100ZM124 195V194H123ZM126 195V194H125ZM147 195V194H146ZM163 195V194H162ZM175 195V194H174ZM186 195V194H185ZM230 195V194H229ZM234 195V194H233ZM238 195V194H237ZM246 195V194H245ZM21 196H22V194H21ZM66 196H67V194H66ZM72 196V195H71ZM84 196V195H83ZM85 196H86V194H85ZM92 196V195H91ZM130 196V195H129ZM134 196V195H133ZM150 197H148V196H145V194L144 193H142V192H137L136 193V195H135V200L134 201H138V202H142V201H146V203L147 204H145L144 206H143V204L144 203H141V207H143L142 209L143 210H148V209H151V212L153 211L154 212V215H155V217L158 219H163V218H165L166 219V221L168 220V222H164V221H162V220H159V221H157V222H154V223H152V224H148L147 226H144V227H142L141 226V229H138L137 231H135V235H136V237H137V239H138V237L139 238H141L140 236H139V232L143 229V228H146V227H152V226H155L156 224H158V223H161L162 225H163V227H164V230L163 231H160V232H158L157 234H155V235H152V236H148V237H145V238H141V239H138V241L139 240H148V239H151L152 240V243H153V248L152 249H148V248H146V249H148L147 250V252H148V254H152L153 255V253L155 254V255H158V256H160V258L161 257H163V256H166V257H170V258H172V259H175V260H177V258H178V254H179V251H180V249L182 248V247H184L185 246V242H183L184 240H182V239H184L183 238V235L180 233V231L182 230V229H180L179 227H178V215H177V213L176 212H174V211H172L173 209H171L170 207H167V206H169V205H163L162 203H160L158 200H156L155 198H153L154 196H152V195H149ZM181 196V195H180ZM184 196V195H183ZM196 196V195H195ZM236 196V195H235ZM17 197V196H16ZM15 197V198H16ZM57 197V196H56ZM68 197V196H67ZM111 197V196H110ZM114 197H115V195H114ZM127 197H128V195H126V198L125 199H127ZM158 197V196H157ZM165 197V196H164ZM209 197V196H208ZM212 196H210V198H211ZM237 197V196H236ZM44 198V197H43ZM73 197H71V199H72ZM86 198V197H85ZM93 198H94V196H93ZM107 198V197H106ZM162 198V197H161ZM177 198V197H176ZM184 198H187V197H184ZM189 198V197H188ZM187 198V199H188ZM191 198V197H190ZM227 198V197H226ZM19 199V198H18ZM21 199V198H20ZM34 199H35V197H34ZM41 199V198H40ZM46 199H49V197L47 198V196H46ZM57 199V198H56ZM61 199H64V198H61ZM70 198L68 197V200H69ZM71 199H70V201H71ZM83 199V198H82ZM107 199H109L110 200V198H107ZM128 199H130V198H128ZM163 199V198H162ZM161 199V200H162ZM165 199V198H164ZM197 199V198H196ZM224 199V198H223ZM230 199V198H229ZM42 200V199H41ZM58 200V199H57ZM67 200V201H68ZM87 200H88V198H87ZM118 200V199H117ZM120 200V199H119ZM166 200V199H165ZM174 200V199H173ZM186 200V199H185ZM46 201V200H45ZM48 201V200H47ZM60 201V200H59ZM62 201V200H61ZM73 201V200H72ZM82 201V200H81ZM80 201V202H81ZM84 201H85V199H84ZM89 201V200H88ZM193 201V200H192ZM229 201V200H228ZM1 202V201H0ZM34 202V201H33ZM43 202V201H42ZM57 202V201H56ZM55 202V203H56ZM93 202V201H92ZM115 202V201H114ZM127 202V201H126ZM173 202V201H172ZM197 202V201H196ZM204 202V201H203ZM51 203H52V201H51ZM58 203V202H57ZM67 205H70V203L68 204L67 202H65ZM74 203H76V202H74ZM74 203H72V205L74 204ZM79 203V202H78ZM85 203H86V201H85ZM124 203V202H123ZM136 203V202H135ZM179 203H180V201H179ZM193 203V202H192ZM194 203H195V201H194ZM193 203V204H194ZM3 204V203H2ZM23 204V203H22ZM35 204V203H34ZM34 204H32L33 206H35ZM47 204V203H46ZM59 204H61V203H59ZM81 204V203H80ZM91 204V203H90ZM93 204V203H92ZM120 204V203H119ZM126 204V203H125ZM128 204V203H127ZM172 204V203H171ZM198 204H200V203H198ZM41 205H42V203H41ZM41 205H39V206H41ZM49 205H50V202H49ZM57 205V204H56ZM87 205V207L89 206L88 204H86ZM103 205V204H102ZM133 205V204H132ZM136 205H138V204H136ZM181 205V204H180ZM184 205V204H183ZM186 205V204H185ZM195 205V204H194ZM194 205H193V208H194ZM16 206V205H15ZM18 206V205H17ZM26 206V205H25ZM24 206V207H25ZM43 207H44V205H42ZM41 206V207H42ZM60 206V205H59ZM58 206V207H59ZM71 206V205H70ZM74 206V205H73ZM79 206V205H78ZM80 206H84V205H80ZM93 206V205H92ZM116 206V205H115ZM170 206H172V205H170ZM174 206H176V204L174 205ZM182 206V205H181ZM4 207V206H3ZM2 207V208H3ZM22 207H23V205H22ZM37 207V206H36ZM46 207V206H45ZM61 207V206H60ZM76 207V206H75ZM90 207V206H89ZM94 208H96L97 207V205H96V207L95 206H93ZM128 207H130L129 205H128ZM133 207V206H132ZM184 207V206H183ZM186 207V206H185ZM197 207V206H196ZM8 208H10V207H8ZM33 208V207H32ZM52 208H53V206H52ZM79 208V207H78ZM78 208H77V210H78ZM84 208V207H83ZM92 208V207H91ZM105 208V207H104ZM178 208V207H177ZM176 208V209H177ZM5 209V208H4ZM12 209V208H11ZM28 209V208H27ZM36 209V208H35ZM45 209V208H44ZM47 209V208H46ZM71 209V208H70ZM74 209H76V208H74ZM87 209V208H86ZM125 209H126V207H125ZM3 210V209H2ZM7 210V209H6ZM54 210V209H53ZM80 210V209H79ZM81 210H82V208H81ZM85 210V208L83 209V211ZM104 210V209H103ZM108 210V209H107ZM118 210V209H117ZM128 211H129V209H127ZM180 210V209H179ZM184 210V209H183ZM1 211V210H0ZM4 211V210H3ZM28 211H30V208H29V210ZM32 211H34L35 212V210H32ZM38 211V210H37ZM46 211V210H45ZM45 211H43V212H45ZM72 210H70V212H71ZM74 211V210H73ZM73 211L71 212V213H73ZM88 211H90V209L88 210ZM88 211H86V213L88 212ZM92 211V210H91ZM94 211V210H93ZM101 211V210H100ZM128 211H124L125 213H127ZM133 211V210H132ZM135 211H136V209H135ZM2 212V211H1ZM6 212V211H5ZM42 212V211H41ZM47 212V211H46ZM54 212H55V210H54ZM57 212V211H56ZM59 212H60V210H59ZM63 212V211H62ZM68 212V211H67ZM77 212V211H76ZM80 212V211H79ZM79 212H77V213H79ZM95 212H96V210H95ZM112 212V211H111ZM114 212V211H113ZM131 212V211H130ZM137 213H139L140 214V212H138V210L136 211ZM142 212V211H141ZM145 212V211H144ZM151 212H149V213H151ZM197 212V211H196ZM200 212V211H199ZM15 213V212H14ZM29 213V212H28ZM36 213V212H35ZM65 213V212H64ZM85 213V214H86ZM99 213V212H98ZM129 213V212H128ZM3 214V213H2ZM6 214V213H5ZM43 214H45V213H43ZM73 214H76L75 213V211H74V213ZM70 215V218H71V216H72V219L74 218V215ZM82 214H84V213H82ZM89 214V213H88ZM90 214H93V213H90ZM107 214V213H106ZM111 214V213H110ZM117 214V213H116ZM119 214H120V212H119ZM134 214V213H133ZM202 214V213H201ZM1 215V214H0ZM52 215V214H51ZM79 215V214H78ZM77 214H76V217L78 216ZM112 215H114V214H112ZM118 215V214H117ZM121 215V214H120ZM124 215V214H123ZM137 215V214H136ZM144 216H145V214H143ZM153 215V214H152ZM196 215H197V213H196ZM199 215H200V213H199ZM28 216V215H27ZM47 216L48 217H50V215L49 214H47ZM53 216V215H52ZM62 216V215H61ZM67 216H68V214H67ZM84 216H86V215H84ZM95 216V215H94ZM93 216V217H94ZM98 216V215H97ZM101 216V215H100ZM140 216H142V215H140ZM184 216V215H183ZM208 216V215H207ZM79 217V216H78ZM77 217V218H78ZM90 217V216H89ZM88 217V218H89ZM96 217V216H95ZM94 217V218H95ZM99 217V216H98ZM97 217V220L99 219ZM113 217V216H112ZM114 217H116V215L114 216ZM147 217V216H146ZM206 217V216H205ZM204 217V218H205ZM59 218H61V217H59ZM85 218V217H84ZM93 218V219H94ZM103 218V217H102ZM122 218V217H121ZM143 218V217H142ZM145 218V217H144ZM149 218V217H148ZM197 218V217H196ZM199 218V217H198ZM31 219V218H30ZM47 219H49V218H47ZM46 219V220H47ZM92 219V218H91ZM132 219V218H131ZM134 219H135V217H134ZM154 219V218H153ZM1 220V219H0ZM14 220V219H13ZM35 220V219H34ZM50 220H51V217H50ZM61 220V219H60ZM75 220H77V219H75ZM81 220V219H80ZM96 220V219H95ZM104 220V219H103ZM107 220V219H106ZM114 220V219H113ZM117 220V219H116ZM123 220V219H122ZM136 220V219H135ZM141 220V219H140ZM149 220H151V219H149ZM181 220V219H180ZM186 220V219H185ZM33 221V220H32ZM61 221H63V220H61ZM78 221V220H77ZM83 221H85V220H81L80 221V223L82 222V223H85V222H83ZM87 221H89V222H92V221H90V219H88ZM108 221V220H107ZM107 221L105 222V223H107ZM125 220H123V222H124ZM129 221V220H128ZM152 221V220H151ZM150 221V222H151ZM154 221V220H153ZM189 221V220H188ZM193 221V220H192ZM204 221H205V219H204ZM210 221H212V219L210 220ZM2 222V221H1ZM75 221L73 220V222L71 223V224H73ZM99 222H101V221H99ZM132 222V221H131ZM149 222V223H150ZM187 222V221H186ZM32 223V222H31ZM44 222H42V224H43ZM48 223H49V221H48ZM51 223H52V221H51ZM61 223H66V220H65V222L63 221V222H61ZM93 223V222H92ZM95 223V222H94ZM104 223V225H106ZM115 224H116V222H114ZM119 223V225H121L120 223H122V221H119L118 222ZM145 223V222H144ZM199 223V222H198ZM203 223V222H202ZM210 223V222H209ZM36 224V223H35ZM44 224H46V223H44ZM50 224V223H49ZM59 224V223H58ZM57 224V225H58ZM75 225H77L76 223H74ZM66 225H67V223H66ZM83 225H85V224H83ZM123 226H124V224H122ZM127 225V224H126ZM141 225H142V223H141ZM1 226V225H0ZM49 227H50V225H48ZM61 226H63V225H61ZM61 226H60V228H61ZM68 226V225H67ZM66 226V227H67ZM82 226V225H81ZM117 226V225H116ZM132 226V225H131ZM201 226V225H200ZM46 227V226H45ZM44 227V228H45ZM69 228H70V226H68ZM77 227V226H76ZM75 227V228H76ZM99 227H101V226H99ZM104 228H105V226H103ZM111 227V226H110ZM120 227V226H119ZM189 227V226H188ZM208 227H209V225H208ZM213 227V226H212ZM3 228V227H2ZM6 228V227H5ZM8 228V227H7ZM22 229H24L23 227H21ZM43 228V229H44ZM57 228V227H56ZM74 228V227H73ZM94 228V227H93ZM96 228V227H95ZM103 228V229H104ZM114 228V227H113ZM124 228V227H123ZM133 228V227H132ZM11 229V228H10ZM46 229V228H45ZM49 229V228H48ZM64 229V227H62V230ZM71 229V228H70ZM81 229V228H80ZM102 229V230H103ZM116 229V228H115ZM53 230V229H52ZM58 230H59V227H58ZM96 230V229H95ZM99 230V229H98ZM135 230V229H134ZM226 230V229H225ZM11 231V230H10ZM50 231V230H49ZM67 231H68V229H67ZM72 232L74 231V229L73 230H71ZM75 231L77 232L78 230H76L75 229ZM81 231V230H80ZM83 231V230H82ZM110 231V230H109ZM116 231H118V230H116ZM131 228H130V226L129 227H127V228H125V230L123 231V234H124V236L125 237H123V238H127V239H129L128 238V236L129 235H131L132 233H131ZM222 231V230H221ZM55 232V231H54ZM61 232H65V230L64 231H61ZM60 232V233H61ZM69 232V231H68ZM86 232V231H85ZM88 232V231H87ZM96 232V231H95ZM119 232V231H118ZM182 232V231H181ZM14 233V232H13ZM21 233V232H20ZM20 233H18V234H20ZM59 233V234H60ZM121 233V232H120ZM230 233V232H229ZM3 234V233H2ZM70 234V233H69ZM68 234V235H69ZM72 234V233H71ZM82 234V233H81ZM89 234V233H88ZM161 234V235H160ZM167 236H166V235ZM9 235V234H8ZM14 235H15V233H14ZM24 235V234H23ZM67 235V234H66ZM75 235V234H74ZM82 235H84V234H82ZM99 235V234H98ZM163 235L164 236H166L165 238H162L163 237ZM10 236V235H9ZM19 236V235H18ZM22 236V235H21ZM24 236H26V235H24ZM36 236V235H35ZM61 236H63V235H61ZM65 236V235H64ZM72 236V235H71ZM81 236V235H80ZM88 236H90V235H87V237ZM94 236V235H93ZM214 236V235H213ZM216 236V235H215ZM226 236V235H225ZM55 237H56V234H55ZM76 237V236H75ZM79 237V236H78ZM132 237H134L133 236V234H132ZM155 237H157L156 239H154ZM17 238V237H16ZM33 238V237H32ZM61 238H63V237H61ZM65 238V237H64ZM95 238H97V237H95ZM116 238H118V237H116ZM17 239H19V238H17ZM25 239V238H24ZM24 239H23V241H24ZM73 239V238H72ZM78 239H81V237L80 238H78ZM158 239H160L159 241H157ZM225 239V238H224ZM11 240V239H10ZM74 240V239H73ZM82 240H84V238L82 239ZM123 240V239H122ZM7 241V240H6ZM13 241V244L12 245H14V243L16 242V241H14V240H12ZM22 241V240H21ZM26 241V240H25ZM64 242H65V240H63ZM72 241V240H71ZM76 241V240H75ZM74 241V242H75ZM81 241V240H80ZM87 241V240H86ZM98 241V240H97ZM101 241H103V240H101ZM125 241V240H124ZM149 241V240H148ZM230 241V240H229ZM241 241H243V239H241V238H239V239H237V240H235V242L236 243H238V242H241ZM8 242V241H7ZM10 242V241H9ZM18 242H20V239H19V241ZM17 242V243H18ZM27 242H29V243H31L30 241H27ZM26 242V243H27ZM46 242V241H45ZM77 242V241H76ZM135 242V241H134ZM204 242V241H203ZM25 243V244H26ZM48 243V242H47ZM51 243V242H50ZM78 243H80V242H78ZM99 243V242H98ZM111 243V242H110ZM117 243V242H116ZM129 243V242H128ZM150 243V242H149ZM215 243V242H214ZM246 243H249V242H243V244H246ZM19 244V243H18ZM24 243H23V246H22V248L24 247V245H25ZM33 244V242L30 244V245H32ZM64 244H66L67 245V243L65 242ZM63 244V242H62V245H64ZM73 244V243H72ZM109 244V243H108ZM229 244V243H228ZM241 244V243H240ZM242 244V245H243ZM21 245V244H20ZM19 245V246H20ZM51 245V244H50ZM82 245V244H81ZM83 245H85V244H83ZM87 245V244H86ZM129 245V244H128ZM140 245V244H139ZM143 245V244H142ZM145 245H146V242H145ZM33 246H34V244H33ZM68 246V245H67ZM73 246H75L74 244H73ZM90 246V245H89ZM88 245L86 246V247H89ZM147 246V245H146ZM201 246V245H200ZM231 246V245H230ZM245 246V245H244ZM10 247V246H9ZM12 247V246H11ZM35 247V246H34ZM62 247V246H61ZM136 247V246H135ZM139 247V246H138ZM149 247V246H148ZM235 247V246H234ZM13 248V247H12ZM19 248V247H18ZM21 248V247H20ZM25 248V247H24ZM23 248V249H24ZM29 248V247H28ZM32 248V247H31ZM67 248V247H66ZM74 248V247H73ZM141 248H143L142 246H141ZM185 248V247H184ZM196 248V247H195ZM226 248V247H225ZM228 248V247H227ZM230 248V247H229ZM17 249V248H16ZM33 249V248H32ZM50 249H52V248H50ZM145 249V250H146ZM13 250V249H12ZM18 250H21V249H18ZM25 250H27L26 248H25ZM35 250V249H34ZM70 250V249H69ZM76 250V249H75ZM138 250H140V248H138ZM142 251H144L143 249H141ZM204 250V249H203ZM215 250V249H214ZM15 251V250H14ZM17 251V250H16ZM24 251V250H23ZM50 251H52V250H50ZM132 251V250H131ZM134 251V250H133ZM183 251V250H182ZM211 251V250H210ZM210 251H208V252H205V251H202L201 253H199L198 255H197V257H199V264H219V262L220 261H223L222 259L221 260H219L220 258H218L216 255H215V253L213 254V252L211 253ZM216 251V250H215ZM220 251V250H219ZM243 251V250H242ZM82 253L83 252H86V254H87V251H81ZM121 252V251H120ZM123 252V251H122ZM137 252V251H136ZM183 252H185V251H183ZM222 253H223V251H221ZM15 254H16V252H14ZM18 253H19V251H18ZM18 253H17V255H18ZM27 253V252H26ZM30 253V252H29ZM50 253V252H49ZM56 253V252H55ZM90 253V252H89ZM124 253H126L125 251L123 252V254ZM14 254V255H15ZM21 254H22V252H21ZM132 254V253H131ZM142 254H144V252L142 253ZM185 254V253H184ZM194 254V253H193ZM226 254V253H225ZM20 255V254H19ZM30 255H31V253H30ZM34 255H35V253H34ZM84 255V254H83ZM89 255H92V254H89ZM95 255V254H94ZM102 255V254H101ZM128 255V254H127ZM163 255V256H162ZM196 255V254H195ZM224 255V254H223ZM222 255V256H223ZM29 256V255H28ZM51 256V255H50ZM54 256V255H53ZM99 256V255H98ZM138 256V255H137ZM148 257H149V255H147ZM151 256V255H150ZM255 256V255H254ZM263 256V255H262ZM31 257V256H30ZM77 257V256H76ZM131 258H132V256H130ZM148 257H146V258H148ZM152 257V256H151ZM151 257H149L150 259H151ZM238 258H239V256H237ZM241 257V256H240ZM244 257V256H243ZM32 258V257H31ZM73 258V257H72ZM83 258V257H82ZM90 258H91V256H90ZM102 259H104L103 258V256L101 257ZM136 258V257H135ZM153 258V257H152ZM248 258V257H247ZM261 258V257H260ZM26 259V258H25ZM24 259V260H25ZM27 259H29V257L27 258ZM27 259L25 260V261H27ZM34 259V258H33ZM60 259V258H59ZM58 259V260H59ZM63 259V258H62ZM69 259V258H68ZM95 259V258H94ZM155 259V258H154ZM179 259V258H178ZM198 259V258H197ZM259 259V258H258ZM262 259V258H261ZM63 260H65V259H63ZM96 260H97V258H96ZM99 260H100V258H99ZM141 260V259H140ZM159 260H161V259H159ZM165 260V259H164ZM196 260V259H195ZM232 260H233V258H232ZM250 259H248V261H249ZM256 260H257V258H256ZM28 261H31V260H28ZM53 262H55L54 260H52ZM57 261V260H56ZM82 261V260H81ZM135 261H136V259H135ZM151 261H153L152 259H151ZM155 261V260H154ZM153 261V262H154ZM162 261V260H161ZM181 261V260H180ZM197 261V260H196ZM237 261V260H236ZM263 261V260H262ZM261 261V262H262ZM16 262H18V261H16ZM24 262V261H23ZM32 262V261H31ZM70 262V261H69ZM75 262V261H74ZM85 262V261H84ZM101 262V261H100ZM160 262V261H159ZM172 262V261H171ZM238 262V261H237ZM240 262V261H239ZM242 262V261H241ZM245 263H246V261H244ZM244 262H243V264H244ZM257 262V261H256ZM25 263V262H24ZM23 263V264H24ZM52 263V262H51ZM78 263V262H77ZM77 263H75V264H77ZM81 263V262H80ZM98 263V262H97ZM165 263V262H164ZM179 263V262H178ZM189 263V262H188ZM227 263V262H226ZM229 263V262H228ZM263 263V262H262ZM15 264V263H14ZM18 264H19V262H18ZM38 264H40V263H38ZM55 264V263H54ZM68 264V263H67ZM73 264V263H72ZM113 264V263H112ZM242 264V263H241Z\"/></svg>", "mask_w": 264, "mask_h": 264}, {"label": "water", "instance_id": "3", "mask_svg": "<svg viewBox=\"0 0 264 264\" xmlns=\"http://www.w3.org/2000/svg\"><path fill=\"white\" fill-rule=\"evenodd\" d=\"M163 230H164L163 225L161 223H158L155 226L143 228L138 234L141 238H145L148 236L155 235Z\"/></svg>", "mask_w": 264, "mask_h": 264}]
</instances>
